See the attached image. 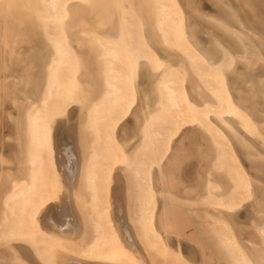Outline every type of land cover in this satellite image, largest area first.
Returning <instances> with one entry per match:
<instances>
[{"label":"bare ground","instance_id":"obj_1","mask_svg":"<svg viewBox=\"0 0 264 264\" xmlns=\"http://www.w3.org/2000/svg\"><path fill=\"white\" fill-rule=\"evenodd\" d=\"M194 1L0 0V264H264V37Z\"/></svg>","mask_w":264,"mask_h":264},{"label":"rangeland","instance_id":"obj_2","mask_svg":"<svg viewBox=\"0 0 264 264\" xmlns=\"http://www.w3.org/2000/svg\"><path fill=\"white\" fill-rule=\"evenodd\" d=\"M247 1L251 3V6L254 10H258L260 12L256 14V17H253L252 13H250L249 10L245 8L242 4L234 0H230L229 2L231 3L232 7L238 12L239 18L242 20L245 27L247 29H252L254 32L264 37V0H247ZM254 1H255V4L252 5ZM214 3L215 2L213 0L212 1L211 0H195L192 8H194L196 11H193L192 8L186 9V13L189 18L190 26L194 30L196 39L198 40V42L204 49L210 51L213 54L216 53V50H215V47L211 43L212 37L217 38L219 41L226 43L230 45L231 47H235L233 41L229 37L225 36L220 30H218L212 24H210L204 17L205 15H210L214 17L226 18L225 9L222 6L217 5L216 3L214 4ZM253 43L257 44L258 41L254 40ZM75 114L76 113L73 112V113H70L69 115V119L71 120L72 118V121L74 122H75L74 117L76 116ZM4 120L5 119L2 120L3 122L1 125L4 127L5 126L8 127L6 120L5 121ZM70 120H69V126L70 124L72 125ZM60 126L63 127L62 124H60ZM61 155H64V153L61 152ZM190 170L193 171L194 169L192 168ZM186 173H187V168L184 174ZM184 242L185 241H183L182 244L184 245L183 249L185 253L186 254L191 253V251H189L190 244L187 242L186 244Z\"/></svg>","mask_w":264,"mask_h":264},{"label":"snow or ice","instance_id":"obj_3","mask_svg":"<svg viewBox=\"0 0 264 264\" xmlns=\"http://www.w3.org/2000/svg\"><path fill=\"white\" fill-rule=\"evenodd\" d=\"M10 264H24V261H17L15 260V258H13V260L10 262ZM237 264H239V261H237Z\"/></svg>","mask_w":264,"mask_h":264}]
</instances>
